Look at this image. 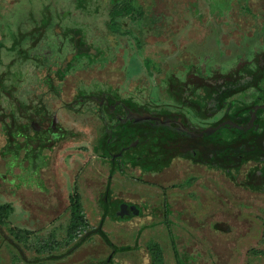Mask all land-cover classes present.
Returning <instances> with one entry per match:
<instances>
[{"label":"rangeland","instance_id":"374dc122","mask_svg":"<svg viewBox=\"0 0 264 264\" xmlns=\"http://www.w3.org/2000/svg\"><path fill=\"white\" fill-rule=\"evenodd\" d=\"M125 3L0 0V72L10 70L6 83L17 100L1 96L0 116L13 122L15 134L42 140L45 134L23 132L22 125L28 113L44 108L67 134L44 151L51 160L38 174L50 193L40 194L27 186L36 179L31 166L24 171L23 152L9 154L16 147L6 148L9 129L0 118V207L7 205L0 210V264H102L109 255L103 239L90 233L102 221L112 154L133 140L123 138L104 153L101 130L115 127L116 119L89 99H127L152 113H180L177 86L203 109L212 82L264 73V0H134L132 12ZM75 29L89 56L78 55ZM18 32L25 38L11 49ZM246 85L223 90L221 114L264 103V76ZM112 109L126 115L122 106ZM187 110L188 122L202 121ZM141 152H126L122 162ZM255 161L230 172L180 161L151 176L122 167L112 177L102 227L127 249L112 264H151L150 243L158 244L161 264H264V182L246 177ZM71 198L84 208L87 227L68 242ZM115 201L124 211L133 207V215L115 214ZM50 240L61 242L51 254L25 248Z\"/></svg>","mask_w":264,"mask_h":264},{"label":"flooded vegetation","instance_id":"af4514ba","mask_svg":"<svg viewBox=\"0 0 264 264\" xmlns=\"http://www.w3.org/2000/svg\"><path fill=\"white\" fill-rule=\"evenodd\" d=\"M77 48V47H76ZM79 48H77L78 51ZM260 68V67H259ZM261 69V68H260ZM258 70V73H254L251 75H240V76H234L231 80L225 79L218 82H212L211 86H209V90H207V95L205 96V105L203 109H200V105L196 104L193 101H190L187 99L186 89L183 85L177 86L173 89L175 91L176 97H180V103L184 107H180V113L175 112H164V113H152L147 111L146 109L138 107L135 103H133L131 100L127 99H112L109 101V99H105L104 97H93L89 99L90 101L94 102L98 110L102 112V107H105L106 114L112 115L114 119H116L115 127L110 128L108 125L104 126V130H101V134L99 137V147L100 149L105 153L106 151L101 148V142L104 135H106L108 138H112L108 141L109 148H117L119 145V142L123 140V138L131 139L133 140V144L130 146L124 145L121 146L118 150H116L115 153L112 154V158L110 160V168H109V176L107 179L105 191L103 194V213H102V220L106 218V215L108 213V210L110 208L108 197L110 195V186H111V180L114 175L117 173H122V167L127 166V168H138L141 171V174L145 176H151L152 173L155 171H163L166 172L168 169L172 167L174 163L177 162H187L190 165L198 164L200 166L206 167L207 169H218L225 172H230L231 170H238L242 163L247 160H253L256 162L257 167L253 172H249L246 177L250 181V183H263L264 182V103H257L255 101V104L252 105H245L242 107H237L236 110L227 112V113H220V110L222 107V103L224 104V96L225 93L223 90H226V92H230V89L233 87H239V86H249V82L251 80H254L255 82L259 81L263 76L264 73H262V70ZM4 73L0 72V74ZM87 98V97H86ZM260 100V98H258ZM126 101H130V103L137 108H139V112L144 114H148L147 117L148 122H153L154 120H158L160 116L173 113L184 120L185 129H183V132L187 133V138L192 140L195 139L196 142L192 143L191 149L187 153H183L181 149H168V147H165L162 144L161 140L158 137H152V139L148 140L147 142L143 144L137 145L136 138L134 136H121L122 132V125L126 124L125 121H133V119L137 118V112L133 110V108L126 104ZM115 106H122L124 112L126 113L125 116L121 115V113H114L113 107ZM245 107H250L251 110L248 111L246 114H243L242 117L237 116L235 119L239 120L242 118L244 121V125L238 126V128H235V136L230 139V141L238 146L239 148H234L235 150H241V152H237V161L231 160L229 158H223L221 157V151L216 150L217 148H221V142L216 141L217 137L220 136L222 133V126L219 128L217 127L218 123L221 121V119L224 116L233 114L235 112H240ZM187 109H190L191 113L194 114L199 119H202V121H197V123H190L188 122V118L186 117V114L189 112ZM187 111V112H186ZM44 112V113H43ZM113 112V113H112ZM1 113V112H0ZM29 115H26L24 118L26 124L22 125L23 132H31L35 134H45L46 137L44 139H36V138H28L23 137L22 135L15 134V131L12 130L11 124H13L12 121L8 122L3 125L8 127V133L6 134V148H14V151H11L9 154H19L23 152L24 159L27 162V167H25L24 171H27V169L31 166L32 170L30 172V175L33 173L32 176L36 179L35 182H31L30 184H27V186H35L36 190L40 194H49L50 191L46 186L45 181L43 178L38 174L41 172V170L47 168L49 166L51 157H49L47 154L44 153L45 150H50V148L53 146L55 147L56 142H60V140L65 138V132L62 125H58L55 118L52 116H49L48 114H45L44 108L32 111L31 113H28ZM39 114L41 117H39ZM1 115V114H0ZM2 117V116H1ZM139 118V117H138ZM164 121V120H161ZM160 123L159 121H156ZM196 122V121H195ZM209 122V123H208ZM203 123H208L207 125H203ZM28 126L27 130H24V127ZM232 127V126H230ZM234 128V127H233ZM146 129V128H145ZM224 129V128H223ZM129 130L131 131V126L129 129H126L129 133ZM251 132V133H248ZM205 136V137H204ZM55 137H58L55 139ZM67 137V134H66ZM19 138H22L20 140ZM198 138H201V141L198 142ZM12 140V143L9 144V140ZM252 140V143L243 144L242 142L244 140ZM158 141V144H157ZM242 143V144H238ZM226 144V143H225ZM255 145V147H253ZM98 146V145H97ZM143 146H148V149L143 152L141 150L144 148ZM125 148V149H124ZM244 148V149H242ZM29 151H32V154L28 155ZM129 151V152H128ZM139 154L141 152V156H138L132 159H127V161L122 162V159L124 158L126 152L128 154ZM230 152V150H229ZM228 154V153H224ZM229 155V154H228ZM23 158V157H22ZM121 159L120 163L117 164V159ZM223 158V159H222ZM34 159V160H32ZM23 171V170H22ZM154 175V174H153ZM38 178V179H37ZM20 183V182H19ZM24 186V185H23ZM111 196V195H110ZM118 199L121 200V197L118 196ZM116 202V201H115ZM121 202V201H118ZM116 205L115 207V214L119 215L121 213V210L124 211V205L122 203H114ZM83 208V207H82ZM134 208L133 207H127L125 209L124 214H126L127 217L133 215ZM123 217V214L121 215ZM104 221V220H103ZM99 226V225H98ZM102 226V225H101ZM98 228V227H97ZM96 228V229H97ZM95 229V230H96ZM100 233H102L100 228ZM100 233H96L94 235H100ZM101 237V236H100ZM102 238V237H101ZM82 240V239H81ZM80 240V241H81ZM18 247V245H16ZM78 248V247H77ZM77 248H74L71 252H69L68 256L71 255L73 252L77 250ZM20 251V247H18ZM22 250V249H21ZM23 251V250H22ZM118 251L114 254H112V249H110V253L105 259V261L108 259L110 255H112L110 264H112V261L114 257L118 254ZM22 253V252H20ZM22 255H24L22 253ZM66 254L63 256L65 257ZM105 261L102 263L104 264ZM39 262V260H38Z\"/></svg>","mask_w":264,"mask_h":264},{"label":"trees","instance_id":"16d2710c","mask_svg":"<svg viewBox=\"0 0 264 264\" xmlns=\"http://www.w3.org/2000/svg\"><path fill=\"white\" fill-rule=\"evenodd\" d=\"M123 8H125L126 11L128 12H132L134 11V0H126V3L123 5ZM120 12V11H118ZM117 14V12H116ZM44 26L47 25V23L45 22L43 24ZM71 35L74 36V45L79 48L78 49V55H83L86 54L87 56H89L91 54L90 49L89 48H84L81 47L83 40L81 39V35H80V30H72L70 31ZM26 33H12V44H11V49H14L15 47H17L25 38ZM84 44V43H83ZM10 74V70L8 69L7 71H4V73L0 74V97L3 96L6 99H12L15 103H16V99L13 96V92L15 91V87L12 85L7 86L6 83V79L8 78ZM11 100V101H12ZM126 104H129L133 110H135L137 112V118L133 119V121H125L126 124L122 125V132H121V136H134L136 138V143L137 145L139 144H143L145 142H147L148 140L152 139V137H158L163 146L168 147V149H181L183 153H188L189 150L191 149V145L192 143L196 142L195 139H188L187 138V133L183 132V129H185V127H187L185 125V122L183 119H181L180 117H178L177 115L170 113V114H166V115H162L160 116V118H158V120H154L153 122H148L147 121V117L149 116L148 114H144V116H142L143 114L139 112V108H137L136 106L132 105L130 103V101H126ZM18 108L21 109V105L20 103H18ZM251 108L250 107H245L244 109H242V111L240 110V112H235L233 114L224 116L221 121L218 123L217 127L219 128L220 126H222V130H221V134L220 136L217 137L216 141L221 142V148H217L216 150L221 151V157L223 158H229L231 160L237 161V155L236 153L238 152H243L240 149L237 151L234 148L236 147L235 144H233L230 139H232L233 136H235V128L238 126H242L244 125V121L239 119H235L237 116L242 117L243 114H246L248 111H250ZM139 117V118H138ZM0 118H2V124L4 122V117L0 116ZM156 122V121H159ZM164 120V121H161ZM6 123V121L4 122V124ZM8 125V124H6ZM131 126V131L129 130V133L125 130L129 129V127ZM232 126V127H230ZM234 127V128H233ZM28 126L24 127V130H27ZM146 128V129H145ZM251 133V132H248ZM205 137V136H204ZM112 138H108L106 135L103 136L102 138V142H101V148L105 151L109 150V145H108V141L111 140ZM10 141V140H9ZM201 141V138H198V142ZM226 143V144H225ZM244 145L248 143H252V140H244L242 142ZM242 143H238V144H242ZM158 144V141H157ZM253 147H255V145H253ZM190 148V149H189ZM236 148H239L238 146ZM125 149V148H124ZM244 149V148H242ZM230 150V152H229ZM237 152H235V151ZM228 153V154H224V153ZM32 154V151H29L28 155ZM222 158V159H223ZM71 214H70V225L68 227V233H67V241L69 242H73L77 236L83 232L86 227H87V222H86V215L84 213V210L82 208V205L80 203V201L76 198H71ZM7 205H5L4 207H0V210H3L4 208H6ZM19 231L14 230L12 231V233H18ZM100 236L102 237L103 241L106 243V245L108 247H110V249H112V254L116 253L118 251V248L116 246H114L108 239V237L104 234V233H100ZM34 244H25V248L31 251H34L35 254H51L52 252L56 251L58 248H60L59 246L61 245V242H54L52 240L50 241H43V243L40 242V244L36 247L33 248ZM75 247H77V245H75L74 247H72L69 252H71ZM148 249V253L150 255L151 258V264H161L160 261V248L158 246V244H148L147 247ZM23 249V248H22ZM24 250V249H23ZM55 258V257H53ZM112 255H110L108 257V259L105 261L104 264H110Z\"/></svg>","mask_w":264,"mask_h":264},{"label":"crops","instance_id":"0c3cea01","mask_svg":"<svg viewBox=\"0 0 264 264\" xmlns=\"http://www.w3.org/2000/svg\"><path fill=\"white\" fill-rule=\"evenodd\" d=\"M128 152H129V151H128ZM128 152H127V154H128ZM117 174H120V175H121V173H117ZM83 210H84V208H83ZM84 213H85V211H84ZM85 219H86V218H85ZM100 223H102V224H101V225H102V226H101V231H102V233H104V231H103V229H102L104 221L102 220V222H100ZM99 225H100V224H99ZM98 227H99V226H98ZM94 230H95V229H94ZM104 234H105V233H104ZM98 236H100V235H98ZM108 239H109V238H108ZM109 241H110V240H109ZM110 242H111V241H110ZM81 243H83V244L85 243V242H84V239H83V241H82ZM81 243H80V244H81ZM111 243H112V242H111ZM83 244L79 245L77 249H79ZM104 244L106 245L105 242H104ZM112 244H113V243H112ZM113 245H114V244H113ZM106 246H107V245H106ZM114 246H116V245H114ZM116 247H117V246H116ZM108 248H109L108 250H110V247H108ZM117 248H118V247H117ZM120 250H127V249H120V248H119V251H120ZM113 261H114V260H113ZM113 261H112V262H113Z\"/></svg>","mask_w":264,"mask_h":264},{"label":"water","instance_id":"95a60500","mask_svg":"<svg viewBox=\"0 0 264 264\" xmlns=\"http://www.w3.org/2000/svg\"><path fill=\"white\" fill-rule=\"evenodd\" d=\"M12 143V140L10 139V141H9V144H11ZM102 222V221H101ZM101 224L102 223H100V225H99V227L96 229V230H94V232H92V233H90V235L91 234H96V233H100V228H101ZM83 241V239L78 243V245L81 243ZM76 248V247H75Z\"/></svg>","mask_w":264,"mask_h":264}]
</instances>
